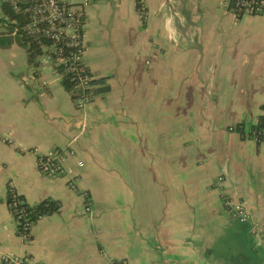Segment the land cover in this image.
<instances>
[{
  "label": "crops",
  "instance_id": "0c3cea01",
  "mask_svg": "<svg viewBox=\"0 0 264 264\" xmlns=\"http://www.w3.org/2000/svg\"><path fill=\"white\" fill-rule=\"evenodd\" d=\"M140 1L146 18L137 0L85 8L84 63L106 91L83 108L52 65L28 62L0 25V135L13 139L0 142V257L264 264V140L235 129L264 113V18L236 17L229 0ZM55 148L74 154L64 175L46 176L36 156ZM8 186L30 204L50 198L60 209L24 238ZM77 189L88 193L91 214ZM222 194L244 204L245 222Z\"/></svg>",
  "mask_w": 264,
  "mask_h": 264
},
{
  "label": "built area",
  "instance_id": "2783aa9c",
  "mask_svg": "<svg viewBox=\"0 0 264 264\" xmlns=\"http://www.w3.org/2000/svg\"><path fill=\"white\" fill-rule=\"evenodd\" d=\"M18 15L20 27L13 33L25 35L36 41L40 50L34 60H42L52 65L55 74L66 75L71 83V93L78 108H83L96 95V78L84 63L85 56V8L103 0H4ZM227 10L236 17L244 15L262 16L264 18V0H229ZM141 18L147 17L143 7L137 8ZM19 28V29H18ZM46 85V82L43 81ZM86 125H80V132ZM76 139V137L74 138ZM0 142L13 143L11 137L0 135ZM74 152L70 148H55L36 156L37 169L46 176H59L66 173L65 161ZM81 166L82 162L78 161ZM76 177H71L68 184L76 189ZM78 190V189H77ZM79 191V190H78ZM84 197L83 209L91 214L88 193L79 191ZM223 203L229 212L240 222L248 219L244 204L227 194H222ZM24 237V236H22ZM25 238V237H24ZM3 264H39L28 256L2 255Z\"/></svg>",
  "mask_w": 264,
  "mask_h": 264
},
{
  "label": "trees",
  "instance_id": "16d2710c",
  "mask_svg": "<svg viewBox=\"0 0 264 264\" xmlns=\"http://www.w3.org/2000/svg\"><path fill=\"white\" fill-rule=\"evenodd\" d=\"M136 3L137 8L141 7L140 0H137ZM0 25H5L11 32L21 25L18 15L4 0L0 4ZM16 37L19 44L25 49L28 62L31 63L33 58L40 53L36 41L19 33L16 34ZM62 84L66 89H71L68 76L65 75L62 78ZM261 109H264V105L261 106ZM235 129L242 138H254L260 143L264 140V113L258 115L256 121L251 124L244 122L236 124ZM5 200L15 220L16 233L25 238L28 237L31 227L41 216L53 214L60 209L59 201L50 198L30 204L12 186H8Z\"/></svg>",
  "mask_w": 264,
  "mask_h": 264
},
{
  "label": "water",
  "instance_id": "95a60500",
  "mask_svg": "<svg viewBox=\"0 0 264 264\" xmlns=\"http://www.w3.org/2000/svg\"><path fill=\"white\" fill-rule=\"evenodd\" d=\"M104 83V80H96L95 84L98 86V88L96 89V94L98 93H103L106 91V88L104 86L99 87V85H102Z\"/></svg>",
  "mask_w": 264,
  "mask_h": 264
},
{
  "label": "rangeland",
  "instance_id": "374dc122",
  "mask_svg": "<svg viewBox=\"0 0 264 264\" xmlns=\"http://www.w3.org/2000/svg\"><path fill=\"white\" fill-rule=\"evenodd\" d=\"M0 38H2V40H4L5 39V36H3V35L0 34Z\"/></svg>",
  "mask_w": 264,
  "mask_h": 264
}]
</instances>
